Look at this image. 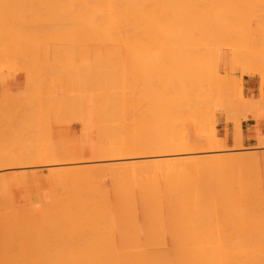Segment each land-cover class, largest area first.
Wrapping results in <instances>:
<instances>
[{
	"label": "bare ground",
	"instance_id": "bare-ground-1",
	"mask_svg": "<svg viewBox=\"0 0 264 264\" xmlns=\"http://www.w3.org/2000/svg\"><path fill=\"white\" fill-rule=\"evenodd\" d=\"M167 1L170 2V6H167ZM175 1L177 0H64V3L61 1L63 6H65V4L67 6H65L66 8L63 10H66L65 12L67 15L70 14L72 6L73 8H80L78 12H80L81 15V21L80 19L79 21L82 26H79H81L85 38H98L100 39L98 40L99 44L108 47L121 46L128 50L132 49L131 47L134 43L131 41L121 42L117 41V39H145V50L142 51L140 45L138 47L140 50L137 49L136 55L133 53L134 55H131V57L129 56V59L134 57L133 59L135 61V56L140 57L142 52H145V56L147 54V59H149V57L152 59L151 56H153V75L149 82H147L149 79L146 81L148 84V90L146 91L148 92V97L145 99L151 104V113L148 119L149 132L148 136L143 140V138H141L142 135H138V133H140L139 131L137 133L139 139H141L139 141H136L137 137H134L136 140L132 137V132L128 133L130 131H128V125H126L127 111L125 109L126 106L124 107L123 104L125 102L121 104L118 100L119 98H117H122L119 95L117 96V93L124 92V90H119L122 85L117 82L116 76L112 74L118 71L117 64L114 63V59L110 61L109 58H106L108 56L107 54L110 53L107 51V56H104L102 52L103 54H101V57H104L96 59V56H98L97 54L100 53L102 49L100 52L98 51V53H96V51L94 52L93 48L99 45L94 43L97 42V40L93 39V42L91 38L88 39L89 41L85 39L88 42L92 41V43L96 45H93L94 47L91 49L93 53H96V56L92 57L93 54L90 51L92 55L89 54L91 56L88 57L89 59L91 57L94 59L95 57V64L91 67V63L93 62L92 58L89 60L92 62L89 64L87 61V64L89 65L88 67L93 69V71L92 69L91 71L97 74L96 81H94L93 84H89L91 86L88 87L87 97L85 99V101H87L86 107L88 108V113L87 119L84 118L86 121L82 123L83 127L85 129L88 128L89 131L86 132L87 134L85 133L87 137H85L86 142L83 145L84 147L79 151L80 154L77 153L80 155V160L78 159V161H81V163L83 162L86 166L67 164V162H69L68 160L66 161L67 165L60 166V164L56 162L57 159L55 160L52 158V160H47V158H45L46 160L34 161H30V159L29 161L20 159L17 163H5L3 159L0 160V169H18L19 173L17 175L20 181L21 179H26L25 176L28 174H31L29 179L32 178L31 181L35 182H32L33 184L31 185L36 184L33 188L36 186L38 188L37 192L34 189L36 197L31 207H29V211L23 210V214L20 213L22 216L24 215L23 218L26 217V220L22 219L21 215V217L18 216V218H21L15 221L18 223L13 226H7L4 232L5 235H2V238L4 237L3 242L6 241L7 245L5 246L8 250H11H9L11 254H14L12 250H17L18 254L21 253L19 260L16 261V259H18V257H16V259H14L16 263L14 261L12 262V259L11 264H18V262L19 264H264V152L256 154H254V152H249L250 154L247 152H237L235 154L221 153L219 149H222L223 145L217 143L220 142L218 141L219 137L217 140V137L215 138L214 136L206 139L208 135L205 137L206 141H204L203 144L201 142L203 138L202 140L200 139L201 137L196 139V131L193 133L194 135H191L190 130L188 131V127L191 125L189 121L191 120H189L187 113L190 110L187 111L185 109L186 106L188 108V104H191V100L196 102V83L199 81H196V79L199 78L201 82L202 79L206 78H203V76H208L213 70V72H215V70H217V65L221 66L219 61L225 56L222 57V53H224L222 52L223 48H231L245 39L244 37H246L248 33L246 34L243 25L245 22H248L249 14L243 9L244 12L233 10L234 5L237 4L236 0H208L202 8H197L196 6V11L192 10L191 7L195 3L197 5L200 0H180L181 3L178 5L175 4ZM6 2L8 1L6 0ZM243 2L241 6L245 5L248 8L250 5H264V0H243ZM71 3L73 5H71ZM39 5L42 4L40 3ZM43 5L41 6L42 8H44ZM1 6L3 8L4 4L0 5V7ZM68 8H71V10ZM77 9H73L72 12L75 13ZM7 10L9 9L7 8ZM67 10H70V12ZM0 11L4 16L2 13L3 10L0 9ZM8 13V15H12L10 12ZM75 14H77V12ZM35 16L38 17L37 15ZM258 16L262 17V20L257 22L260 24V31L258 30L260 32L259 35L261 39L264 40V11H261ZM2 20L3 19L0 17V21L3 23ZM9 20L13 21V19ZM77 22H75V24ZM0 26L2 27L1 24ZM251 26L253 25L251 24ZM33 27L35 26L33 25ZM37 30L41 31V28ZM250 30L252 31V29ZM255 36L256 39L257 34H255ZM257 39L259 40L260 38L258 37ZM87 41L85 44H88L87 47L90 49ZM46 43L41 44L45 45ZM53 44L55 43L53 42ZM258 46L259 43L254 49H258ZM39 47L41 48L42 45ZM58 47L60 48V46ZM67 47L66 45L65 48ZM114 47L112 48L114 49ZM33 48L35 49V47ZM47 48L49 49V47ZM238 48L237 50H241V48ZM94 50L96 49L94 48ZM237 50L236 52L240 51ZM260 50L264 51L262 50V46ZM0 51H2V49ZM57 51L60 52V50ZM65 51H67V49ZM121 51L122 54L123 49ZM124 52L128 55L126 50ZM232 52H229V54L231 55ZM229 54H227V56ZM34 55L35 54L31 56L35 57ZM123 56L125 57V55ZM52 57L51 55V58ZM140 59L142 60V58ZM144 60L145 59H143V61ZM75 61H77L76 58ZM134 61L132 62L136 63ZM144 62L147 64V61ZM220 63H222V60ZM70 64L68 63V65ZM83 64H86V62H83ZM127 65H129V63ZM140 65L142 66V64ZM140 65L138 66L139 68ZM122 67L124 68L123 71L126 69L129 71L125 65ZM239 68L240 67H238V69ZM243 68L245 67L243 66ZM22 69L29 76V70L27 71L25 67H22ZM142 69H140V71L144 72L145 70ZM225 69H227V67ZM231 69L234 68L232 67ZM67 71L68 73L69 71L72 72L71 70ZM109 71L112 75L109 74ZM137 71H139V69H137ZM91 76H87L89 78L88 80H90ZM122 78L124 79V77ZM140 78L141 77H139V79ZM133 80L135 83L136 80ZM90 81V83H92L93 79ZM129 81L132 80L129 79ZM210 81L212 80L210 79ZM76 82H78V80ZM142 82L141 86L143 85ZM209 84L212 83L209 82ZM232 84L230 85L232 86ZM139 86L140 85H138V87ZM133 87L132 85V88ZM57 89L62 92L61 89L64 88L60 89L58 86ZM231 89H233V87ZM128 91L131 90L129 89ZM234 91L235 90H233V92ZM131 92L133 93V90ZM59 93L60 92L57 94ZM125 93L128 94V92ZM207 93L208 92H206V94ZM64 95L63 93V96ZM63 96H61V99L64 98ZM69 96L70 95H68V97ZM77 97L79 98V96ZM144 97L146 96L142 98ZM134 98L135 97H133V99ZM206 98H202L203 101L204 99L208 101ZM135 99L131 101L136 102ZM239 99L241 98L238 97V101ZM61 103L62 101H60V105ZM132 104L134 106V103ZM58 108H60V106H58ZM145 108L146 106L141 108L142 111ZM3 109L4 108H2V110ZM53 109L54 113L59 111L58 109L56 111L55 108ZM190 109H192V107ZM185 111H187L186 115ZM133 112L134 111H132V113ZM139 112H141L140 109ZM139 112H136L135 116L137 113L141 114ZM191 114L194 116L193 111ZM21 115H23V113ZM52 115L54 116L53 113ZM24 117L22 118L24 119ZM22 118L20 119L24 122ZM210 118L211 117H209V119ZM16 121V123H18L20 120L17 119ZM204 121L205 120H203V122ZM44 122H42V124ZM191 122L194 123V121ZM50 123L51 122L47 124L49 125ZM11 124L13 125V123ZM53 124L55 125V121ZM197 124L200 125L198 121L196 125ZM134 125L133 128L135 131ZM59 126L61 127V125L57 127ZM42 127L44 126L42 125ZM15 128H17V126ZM25 128V133H27L28 129L26 126ZM28 128L30 127L28 126ZM50 128L48 126L47 129ZM64 131L63 133L65 134ZM30 132L32 133V129H30ZM235 132L238 131H234L233 133ZM21 133L24 132L21 131ZM34 133H37V131ZM34 133H32L33 135H31V137L24 134L25 139H27L26 136L28 139H31ZM73 133L71 136H73ZM203 133L201 132V135ZM83 135H81L82 138ZM234 136L235 139H237V143L235 144L234 142L236 141L233 139V145L235 144L234 146L232 145L233 148H237V150L238 148L241 149V134L235 133ZM261 136L262 135L258 136V141L260 140L259 143L263 141V136ZM37 137L39 138L42 136ZM226 137L227 136H225L224 139ZM33 138L34 141L39 140H36V137ZM75 138H77V135ZM33 140L32 144L34 142ZM77 140H79V138H77ZM82 141L84 142L83 139ZM225 141H227V138ZM5 142L6 141H4V143ZM79 142L77 141L76 143L82 147V144L80 145ZM55 143L57 142L55 141ZM44 144L46 145V143ZM35 145L33 146L35 147ZM40 145H42L41 142ZM74 145H72V147ZM202 146H209L211 149L202 151L200 148ZM226 150H228L227 147ZM64 151H66V149ZM28 158H30V156ZM132 160H137V164L132 162ZM33 166L44 167L46 175H42V172L40 174L37 172L29 173V169ZM137 166L141 167L142 171L133 170V168ZM17 175L15 174L14 176L16 177ZM23 182L24 180L22 184H26L28 181H26V183ZM13 183L16 184V182ZM31 189H29L30 192H32ZM24 212L28 213H26L27 216ZM21 220L25 222H21ZM27 223L30 224L28 225ZM30 226L32 227L30 228ZM22 228L23 230H20ZM28 228L32 229L31 232ZM25 229L28 230L24 231ZM22 231H24L25 234L27 232L28 236L24 233L23 235L21 233ZM28 231L30 234L32 233L31 235L34 237L29 236ZM17 232L21 234L17 235ZM32 238L34 246H32L31 243ZM29 240H31L30 244ZM22 246L26 249L22 248ZM23 261L25 262L23 263Z\"/></svg>",
	"mask_w": 264,
	"mask_h": 264
},
{
	"label": "rangeland",
	"instance_id": "rangeland-1",
	"mask_svg": "<svg viewBox=\"0 0 264 264\" xmlns=\"http://www.w3.org/2000/svg\"><path fill=\"white\" fill-rule=\"evenodd\" d=\"M7 1L8 2H6V0L5 1L4 0H1V2H0V5H3L4 4L3 8H2V6L0 7V9L3 10L2 13L4 14V16H3L1 14V11H0V15H1L0 17L3 19L2 20L3 23L0 21V24L2 25V27L0 26L1 27L0 28V33H1L0 34V37H1L0 38V50L2 49V51H3V52L0 51V53L2 54V55L0 54V56H1V58H0V101H1L0 102V114H1L0 115V160L3 159L5 163H14V162L17 163L20 159L21 160L24 159L25 161H29V159H30V161H34V160H42V159L43 160H46L45 158H47V160H52V159H55L56 160L57 159L56 162H58L60 164V166H64V165H67V164H73V165H78V166L79 165L80 166H82V165L83 166H86L83 162L81 163V161H78L80 155H78L77 153L80 154L79 151H81V149L84 147L83 145L86 142V138L85 137H87L85 135V133L87 131H89L88 128L85 129L83 127V123L86 121V119H87V113H88V108L86 107L87 106L86 105L87 104V101H85V99L87 97L86 95H87V92H88L87 90H88V87L91 86L89 84H93L94 81H96V76H97L96 72H92L93 69L91 67L93 66V64H95V60H94L95 57H94V59L92 57L93 56H96L95 54L98 53V51L100 52L101 49H102V51L97 54L98 56H96V59L100 58L101 57V54L104 53L103 55L104 56H107L108 55L106 58H109L110 61L114 59L113 61H114V63L117 64V67H118V71L116 73H112V74L116 76L117 82L122 85V87H120L119 90L120 91L121 90H124V92H118L117 93V96L119 95L122 98H120V97H117V98H119L118 100L120 101L121 104L123 102H125L123 104H124V107L126 106L125 109L127 111L126 112V118H127L126 125L129 126V127L127 126V129H128V131H130V132H128V131L127 132L128 133H131L132 132L131 133L132 137L133 138L134 137L135 138L137 137V140L134 138L136 141L141 140L138 137V135L140 136V134L142 135L141 138H143V140H144V138H146L148 136V132H149L148 119H149V116H150V113H151V111H150L151 104L148 103L149 101H147L145 99L148 97V92H146L148 90V84H147V82H149L150 79H152V75H153V70H152V66H153V56H151L152 59H150V57H149V59H147L148 58L147 54L145 56L144 55L145 52H142V55L140 57L139 56H135L137 60L135 59V61H134V59H133L134 57L133 56H132L133 57L132 59H129L131 57V55H134V54L136 55L137 51L140 50L138 48L140 45H141L140 46L141 47V50L142 51L145 50V39H143V38H137L138 40L136 38H133V39L130 38L132 40H130V39H117V41H121V42H126V41L133 42L134 44L131 47L132 48L131 50L130 49L129 50L128 49H125V48H123L121 46H117V47L109 46L108 47L106 45L99 44V41L98 40H100V39H98V38H93V37L92 38L91 37L85 38L84 37V34L82 32L83 30L81 29V26L82 25L80 23V21H81V19H80L81 18V15H80V12H78L80 10V8H78V9L77 8H73V6L71 7L72 10H71V8H68V9L71 10V12H70V10L69 11L67 10L68 12H70V14L67 15L66 12H65L66 10L63 11L67 7L66 4H65L66 7L63 6L64 0H48V1L47 0H44V1L43 0H39V2H38V0H33V1L32 0H15V1L14 0H10V1L7 0ZM36 1H37V3H36ZM207 1L208 0H200V1H198V4L196 5V3H195L191 7V9L194 10V11H196V6H197V8H202L203 5H205ZM45 2H46V4H45ZM236 2H237V4L234 5V7H233V10L234 11H237V12H244L245 11V12H247L249 14V19L247 20L248 22H245L244 25H243V27L246 30V34L248 33L247 34L248 36L246 35L247 38L244 37L245 39L243 41H241L238 44L232 46L231 48H223L222 52H224V53H222V57L224 55L226 57L225 56L223 58L221 57L222 58L221 59L222 60V63H220L221 62V60H220L219 61V64H221V66L217 65V67H216L217 70H215L216 73L213 72L214 71L213 70L208 75L210 77H208L206 75L203 76V78L206 77L204 79H202L200 77L202 79L201 82H200V79L199 78L196 79V81L199 80L198 83H196V102L193 101V100H191V101L189 100L191 102V104H188L189 105L188 106L189 109L187 108L186 104H185V106H186L185 109L187 111L190 110L187 113V116L189 117V120L194 121V123L191 122V121H189V123L191 125H189L190 127H188V131L190 130L191 135H194L193 133L196 131V139L198 137L199 138L201 137L200 139L202 140V138H203V140L201 141L203 144H204V141H206V139L214 136L215 138L217 137L216 140L219 137L220 140L218 139V141H220V142H217V143L219 145L220 144L223 145L222 149L225 147L223 150L221 148L219 149V150H221L220 151L221 153H225V154H235L237 152H240V153H242V152L243 153H245V152H247V153H249V152L250 153H253L254 152V154H256V153L264 152V56H263L264 55V51H261L260 50L261 49V46H262V50H264L263 49L264 48V40H262L261 39V36L259 35L260 34V32H259L260 31L259 25L260 24L258 23L259 20H262V17L258 16V14L261 11H264V5H262V4H259V5L256 4V5H253V6L250 5L249 8L244 5L245 6V9H244V6H241L244 3L243 0L242 1L241 0L237 1L236 0ZM239 2H240V4H239ZM40 3L42 5L45 4V5H43L44 8L41 7L42 5H39ZM179 3H181L180 0L175 1V4L178 5ZM199 4L200 5L202 4V5L200 6ZM6 5H8V6H6ZM71 5H73V4L71 3ZM167 6H170V2L169 1H167ZM260 7H262V8H260ZM7 8L9 10H7ZM73 9H75V10L77 9V11H76L77 14H75L76 12L75 13L72 12ZM249 9H250V11H249ZM251 10H252V12H251ZM8 12H10V14H12L11 15L12 17L10 15H8L9 14ZM12 12L14 13V16H13V13ZM35 15H37L38 17H36ZM9 19H11V20L13 19V21H10ZM79 19H80V21H79ZM75 22L79 23V24L76 23L78 26L75 24ZM263 22H264V20H263ZM251 24L253 26H251ZM33 25L35 27H33ZM79 25H81V26H79ZM255 25H256L257 28L255 27ZM39 28H41V31L37 30ZM250 29H252V31ZM249 31L251 32V34H250ZM4 32H5V34H4ZM255 34H257V38L258 37L260 38L259 40L257 38L255 39V37H256ZM90 38L92 39V41H93V39L97 40V42H94V41L93 42L95 44L97 43V45L99 44L100 46L98 45L97 47H94L96 45H94L92 43V41L91 42H88L89 41L88 39H90ZM85 39H87L88 41L85 40ZM20 40H22V41H20ZM32 40H33V42H32ZM35 41H36V43H35ZM86 41L89 43L90 49L87 47L88 44H85ZM248 41H249L250 47L248 45ZM53 42L55 44H53ZM41 43H43V44L46 43V44L43 45ZM245 43H247V44H245ZM258 43H259V46L257 47L258 49L255 50L254 48H256V46L258 45ZM36 44H37V46L38 45L39 46L42 45V47L41 48L39 46L37 47ZM28 45H30V46H28ZM66 45L68 46L67 48H65ZM15 46H17V47H15ZM46 46L49 47V49ZM58 46H60V48ZM33 47H35V49ZM93 47L96 50H94ZM112 47H114V49ZM238 47L241 48V50ZM248 47L251 48V49H249ZM18 48H19V50H18ZM43 48H44L45 51L43 50ZM92 48H93V51L94 52L96 51V53H93V51L91 50ZM133 48H135V49H133ZM237 48L240 51L237 50ZM252 48H253V50H252ZM33 49H34V51H33ZM66 49H67V51H65ZM122 49H123V53L122 54L125 55V57L121 54V52H122L121 50ZM57 50H60V52L57 51ZM125 50L128 53V55L125 54V52H124ZM236 50L239 51V52H236ZM15 51H16V54H15ZM40 51H41V53H40ZM49 51H50V53H49ZM90 51L92 52L93 55L90 53ZM106 51L108 53L109 52L110 53L106 55V53H107ZM229 52H232L231 55L229 54ZM39 53L41 54V56H40ZM59 53H61V54H59ZM249 53H250V55H249ZM33 54H35L34 55L35 57L31 56ZM49 54H50V56H49ZM72 54H73V56H72ZM89 54L92 55L91 58H92L93 62L92 61H89V60H91V58L90 59L88 58L89 56H91ZM227 54H229V55L227 56ZM16 55H17V57H16ZM51 55L53 56L52 58H51ZM56 55H60V56H56ZM119 55L122 56L123 58L120 57ZM68 56H70V57H68ZM103 57H101V58H103ZM137 57L139 58V60H138ZM233 57L235 58V60H234ZM4 58H6V59H4ZM65 58H67V59H65ZM75 58L77 59V61H75ZM127 58H128V60H127ZM140 58H142V60ZM226 58L229 59V60H227ZM143 59H145L144 61H147L146 62L147 64H145V62L143 61ZM58 60H59V62H58ZM117 60H119V61H117ZM81 61H82V64H81ZM87 61L89 62V64L92 62L91 63V67H88L89 65L87 64ZM126 61L129 63V65H127L128 63ZM132 61H134L136 63H133ZM137 61H138V63H137ZM140 61H141V63H140ZM227 61H231V62H227ZM67 62L69 64L71 62V64H70L71 66L68 65ZM83 62L84 63L86 62V64H83ZM242 62H244V63H242ZM72 63H74V64H72ZM225 63H226V65H225ZM59 64H60V66H59ZM140 64H142V66L144 64L145 67L147 66L146 69H145L144 66L142 67ZM124 65L126 66V68L129 69V71H127V69L123 71L124 68L122 66H124ZM139 65H140V68L138 67ZM227 65H230V66H227ZM238 65H240V66H238ZM243 66L245 68H243ZM22 67H25L27 71L29 70L28 71L29 72V76H28V74H26L24 72V70L22 69ZM226 67H227V69H225ZM232 67L234 69H231ZM238 67H240V68L238 69ZM91 69H92V71H91ZM137 69H139V71H137ZM140 69L145 70V71L142 72V71H140ZM67 70H71V71L73 70V71L72 72L69 71V73H68ZM132 70L134 71V73H133ZM259 70H260V72H259ZM53 71H54V73H53ZM141 72H142V74H141ZM147 72H148V74H147ZM70 73H72V74H70ZM80 73H81V75H80ZM211 73H213V74H211ZM89 74H90V76L92 75L91 78H90V80L93 79V82L92 83H90L91 81L88 80L89 79L88 77H90ZM94 74H95V76H94ZM109 74L112 75L110 73V71H109ZM72 75H74V76H72ZM121 76L124 77V79ZM134 76H136L137 78L134 77ZM39 77H41V78H39ZM77 77H78V79H77ZM139 77H141L142 79L141 78L139 79ZM132 78L136 80L135 83H134V80ZM208 78H209V80H208ZM215 78H217V79H215ZM230 78H232V79H230ZM129 79L132 80V81H129ZM210 79L212 81H210ZM77 80H78V82H76ZM140 80H142L144 82H142ZM203 81H204V83H203ZM231 81H232L233 84L231 83ZM137 82H139V83H137ZM141 82L143 84L142 86H141ZM209 82L212 83V84H209ZM199 83H201V84H199ZM49 84H50V86H49ZM230 84H232V86ZM62 85H63V87H62ZM132 85L134 86L133 88H132ZM138 85H140L139 86L140 88L138 87ZM58 86H59L60 89L61 88H64V89H61L62 92L59 89H57ZM202 87L203 88L206 87V88L203 89ZM232 87H233V89H231ZM53 88H54V90H53ZM134 88H135V91H134ZM216 88H217V90H216ZM236 88H238L239 90L236 89ZM129 89L131 91L133 90V93L131 91H128ZM201 89H203V90H201ZM211 89L212 90L215 89V90L212 91ZM233 90H235V91L233 92ZM56 91L60 92L59 93L60 95L57 94L58 92H56ZM202 91H203V93H202ZM125 92H128V94L125 93ZM206 92H208V93L206 94ZM63 93L65 94L64 96H63ZM135 94H137V95H135ZM9 95H10V97H9ZM68 95H70V96L68 97ZM76 95L79 96V98ZM51 96H53V97H51ZM61 96H63L64 98L62 97L63 99H61ZM130 96H131V98H130ZM143 96H146V97L142 98ZM133 97L136 98V99L134 98L136 102H132L131 101V100H134ZM204 97L205 98L207 97L206 99H208V101L205 100V99L203 101L202 98H204ZM238 97L241 98V99H239V101H238ZM70 98H71V100H70ZM212 98H213V100H212ZM63 100H64V102H63ZM211 100H212V102H211ZM60 101H62L61 105H60ZM246 101H248V102H246ZM63 103H65L67 105H65ZM132 103H134V106L135 105L136 106L134 107ZM146 103H147V105H146ZM197 103H198V105H197ZM195 104H196V106H195ZM131 105L133 106L134 109L132 108ZM12 106H13V108H12ZM58 106H60V108H58ZM144 106H146V108L143 109V111H142L141 108H144ZM190 106L192 107V109H194V108L195 109L194 110L190 109L191 108ZM2 108H4V109L2 110ZM16 108H18V109H16ZM53 108H55V111L58 109L59 110V111H57L58 113L57 112L54 113V109ZM175 108H177V107H175ZM175 108H174V110H175ZM139 109H140L141 112H139ZM67 110H69V111H67ZM224 110H226V111H224ZM22 111H24V112H22ZM132 111H134V112L132 113ZM187 111H185V115H186V112ZM192 111L194 113V116H193V114H191ZM21 112L23 113V115H21L22 114ZM136 112H139L141 114H138L137 113L138 116L137 115L135 116ZM14 113H15V115H14ZM52 113L54 114V116L52 115ZM128 113H129V115H128ZM56 114H57V116H56ZM75 114H76V116H75ZM13 115H14V117H13ZM16 115H18L19 117L16 116ZM15 116H16V118H15ZM201 116H202V118H201ZM22 117H24V119ZM209 117H211V118L209 119ZM20 118H22V120H24V122L21 121ZM84 118H86V119H84ZM17 119L20 120L21 122L18 121V123H16L17 122L16 121ZM57 119H58V121H57ZM145 119H147V120H145ZM12 120H15V121H12ZM133 120H134V122H133ZM203 120H205L204 121L205 124H204ZM211 120H213V121H211ZM46 121H47V123L51 122L50 124L53 127H51L50 124L48 125L46 123ZM54 121H55V125L53 124ZM197 121H198V123H200V125L197 124L198 126L196 125ZM42 122H44V123L42 124ZM127 122L128 123L130 122V123L128 124ZM11 123H13V125ZM144 123H146V124H144ZM35 124H37V125H35ZM19 125L22 126V127H20ZM24 125L27 127L29 133H28V131H27V133H25L26 128H25ZM42 125L44 127H42ZM58 125H61V127L60 126L57 127ZM133 125L135 126V131H134ZM136 125H138V126H136ZM8 126H9V128H8ZM16 126H17V128H15ZM28 126L30 128H28ZM34 126H35L36 129L34 128ZM48 126H49V128L50 127L51 128L50 129H47ZM203 126H205V127H203ZM37 128H38V130H37ZM30 129H32V133H34V132L37 131V133H34V136L33 137H36V140L39 139L38 141H40L42 143V145H40V142L34 141L33 140L34 139L33 137H32L33 139L31 138L34 141L33 144H32V140L30 138H29L30 140L28 139L27 136L31 137V135H33L30 132ZM92 130H90V131H92ZM146 130H148V131H146ZM19 131H20V133H19ZM21 131H23L24 133H21ZM38 131H40V132H38ZM63 131L65 132V134L63 133ZM139 131H140V133H138ZM234 131H238V132H235V133H239L242 136L241 149L238 148V150H237V148L236 149L233 148V146L237 143V139H235V136H234L235 133H233ZM242 131H247V139L248 140H244V135L242 134ZM57 132L59 133V135H58ZM142 132H143V134H142ZM201 132L202 133L204 132V133L201 135ZM38 133H39V135H38ZM72 133H73V136H71ZM137 133H138V135H137ZM24 134H27V136H26L27 139H25V137H24L25 135ZM28 134H30V135H28ZM35 134L37 136H42V137H39L38 138ZM45 134H46V137L47 138L45 137ZM76 135H77V138H79V140H77V138H75ZM78 135H79V137H78ZM81 135H83V138H82ZM135 135H137V136H135ZM259 135H262L263 136V139H262L263 141H261L262 143H259L260 140L258 141V136ZM206 136H207V138L205 139ZM225 136H227L226 137L227 138V141H225L226 138L224 139ZM22 137H24V138H22ZM45 138H46V141H45ZM82 139L84 140V142L82 141ZM233 139H234V141H236V142H234L235 143L234 145H233V142H232ZM73 140L75 141V143H74ZM76 140L78 142L80 141L79 144L80 145L82 144L81 145L82 147H80L76 143L77 142ZM221 140H224L226 143L224 141H221ZM4 141H6V142L4 143ZM55 141L57 143H55ZM257 141H258V143H257ZM20 142H21V144H20ZM44 143H46V145ZM33 145H35V147ZM72 145H74V146L72 147ZM200 145H202V144H200ZM68 146H69L70 149L68 148ZM77 146H78V149H77ZM43 147H45L46 149L43 148ZM212 147H216V146H212ZM226 147L228 148V150H226ZM255 147H257V148H255ZM260 147H261V149H260ZM41 148H43V149H41ZM200 148H201L202 151H205V150L208 151V149L209 150L211 149V147H209V146H202ZM65 149H66V151H64ZM71 149H72L73 152L71 151ZM212 149H214V148H212ZM224 150H226V151H224ZM29 151H30V154H29ZM32 151H33L34 154L32 153ZM66 153H67V155H70V154L71 155L70 156H67ZM54 154H55V156H54ZM29 156H30V158H28ZM64 156H65V158H64ZM71 156L74 157V158H72ZM15 159H16V161H15ZM67 160L69 162H67V164H66V161ZM74 160H75V162H74ZM76 160H77V163H76ZM25 161H23V162H25ZM78 162H80V163H78ZM132 162L136 163L137 160H132ZM29 170L31 171V172L29 171V173L37 172L38 174H40L42 172L41 173L42 175H46V170L44 169V167H41V166H39V167L38 166H33ZM133 170H135V171H142L141 167H139V166L134 167ZM18 173H19V170L16 169V168H10L8 170L7 169H5V170L0 169V178H1L0 179V264H11V260L12 259H13L12 262L14 261L15 263H16L17 260H19V257H20V254L21 253L18 254L17 250L16 251L15 250H12V253H14V254H11V252H9L10 249L8 250V248L5 246V245H7L6 244V241L3 242L4 237L2 238V235H5L4 232H5V228L7 226H9V225L10 226L11 225L13 226L16 223H18V222H15V221L22 216L21 214H23V212H22L23 210L27 211L29 209V207H31L33 201L35 200L36 192L38 191L37 186L35 188H33L34 185H36V184L31 185V184L35 183V182L31 181L32 178L29 179L31 177V174H28L27 176H25L26 179H23L25 183H26V181H28V182L26 184H22V181L23 180L22 179H21V181L19 180V178H18L19 176L17 175ZM15 174L17 175L16 177L14 176ZM12 175H13V177H12ZM3 176H5V177H3ZM10 181H12V182H10ZM13 182H16V184L13 183ZM22 187H23V189H22ZM31 188H33V189H31ZM29 189H31L32 192H30ZM34 189L36 190V192H35ZM33 190H34L35 194H34ZM22 208H24V209H22ZM19 210H20V212H19ZM3 211H5V212H3ZM18 212H19V214H18ZM26 213L24 212V214L27 216L28 213L27 214ZM18 216H20V217L18 218ZM23 216H22V219H25L26 217L23 218ZM28 218H29V215H28ZM28 218H27V220L29 222V219ZM22 221L23 220H21V222ZM23 222H25V221H23ZM28 225H26V226H28ZM31 227L32 226H30V228ZM28 229H25L24 231H27ZM20 230H23V228L20 229ZM29 230L31 232L32 229H29ZM24 231H22L21 233L23 234ZM21 233L20 232L19 233L17 232V235L18 234H21ZM28 233H29V231H28ZM31 234L29 233V236L32 237L33 235H31ZM25 235L28 236L27 232H26ZM15 237H16V235H15ZM31 240H29V244H30V241H31V243L33 242V238ZM32 246H34L33 243H32ZM22 248L26 249L24 246H22ZM30 250H32V249H30ZM13 251H15V252H13ZM7 252H8V254H7ZM24 252H25V250H24ZM16 257H18V259H16ZM21 257H22V255H21ZM14 259H16V261ZM33 261H34V259H33ZM24 262L25 261H23V263ZM26 262H27V259H26ZM18 264H19V262H18Z\"/></svg>",
	"mask_w": 264,
	"mask_h": 264
},
{
	"label": "crops",
	"instance_id": "crops-1",
	"mask_svg": "<svg viewBox=\"0 0 264 264\" xmlns=\"http://www.w3.org/2000/svg\"><path fill=\"white\" fill-rule=\"evenodd\" d=\"M242 134L244 135V140H248L247 139V131H242Z\"/></svg>",
	"mask_w": 264,
	"mask_h": 264
}]
</instances>
